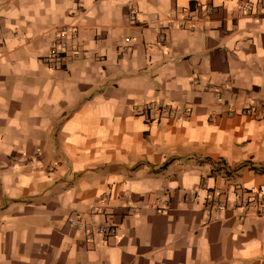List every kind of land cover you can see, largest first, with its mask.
Wrapping results in <instances>:
<instances>
[{
	"label": "crops",
	"instance_id": "0c3cea01",
	"mask_svg": "<svg viewBox=\"0 0 264 264\" xmlns=\"http://www.w3.org/2000/svg\"><path fill=\"white\" fill-rule=\"evenodd\" d=\"M155 103L188 118L132 115ZM262 103L264 0H0V264H264V214L233 206L264 200V120L227 115Z\"/></svg>",
	"mask_w": 264,
	"mask_h": 264
},
{
	"label": "built area",
	"instance_id": "2783aa9c",
	"mask_svg": "<svg viewBox=\"0 0 264 264\" xmlns=\"http://www.w3.org/2000/svg\"><path fill=\"white\" fill-rule=\"evenodd\" d=\"M248 8H246L247 10ZM211 8L209 6H202L197 10V13L192 12H183L179 15L178 20H172L168 23L169 26H174L178 29H192L194 26V22L198 20L197 18L207 17L211 13ZM195 14V15H194ZM126 19L130 25H139L141 22L137 18L134 12H129L126 16ZM158 24V18L154 17L149 25L155 27ZM159 25V24H158ZM165 28H157L160 39L164 38ZM75 38V32L67 29H62L56 35L52 46L48 50L47 54L41 58V62L50 69H56L59 61L62 60L63 54L68 46L69 41ZM128 39L124 40V46L122 50L127 52L128 50ZM156 112L158 115L163 117H175L179 115L182 120H186L188 118V112L186 111H178L173 108L171 105H163L159 103L155 104H145L139 109L132 110V115L136 117L145 118L149 113ZM227 115L230 117L241 116L254 120H264V103L259 104L257 106H248L236 111H228ZM187 199H195L194 193L187 194L186 197L182 199V201H186ZM106 199L104 198L103 201ZM164 206V204H163ZM163 206L159 204H155L154 208L157 211H162ZM203 206L206 210H221L226 208L227 201L220 199L217 195H209L207 194L203 198ZM233 206L235 208L244 211L245 213H255V214H264V200L259 198L255 193H248V195L244 198L238 197L233 202ZM71 224L82 230L85 234V237L88 241H93L95 236L101 237L103 240L112 238L117 233V228L114 226H97L92 227L90 225L82 226V224L78 221H72Z\"/></svg>",
	"mask_w": 264,
	"mask_h": 264
}]
</instances>
